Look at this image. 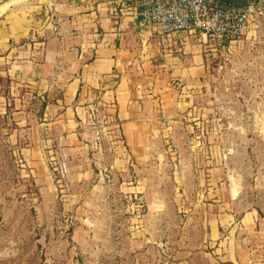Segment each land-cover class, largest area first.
Instances as JSON below:
<instances>
[{"label": "rangeland", "instance_id": "1", "mask_svg": "<svg viewBox=\"0 0 264 264\" xmlns=\"http://www.w3.org/2000/svg\"><path fill=\"white\" fill-rule=\"evenodd\" d=\"M251 5L148 165L97 116L73 179L47 103L0 72V264H264L242 219L264 203V0Z\"/></svg>", "mask_w": 264, "mask_h": 264}, {"label": "crops", "instance_id": "2", "mask_svg": "<svg viewBox=\"0 0 264 264\" xmlns=\"http://www.w3.org/2000/svg\"><path fill=\"white\" fill-rule=\"evenodd\" d=\"M146 1L0 0V72L47 103L43 116L73 179L88 174L78 169L87 164L80 157L94 118L112 123L124 147L148 165L156 137L172 134L171 119L206 83L208 37L175 33L162 51L141 27ZM260 212L264 203L243 210L245 231L264 234Z\"/></svg>", "mask_w": 264, "mask_h": 264}, {"label": "built area", "instance_id": "3", "mask_svg": "<svg viewBox=\"0 0 264 264\" xmlns=\"http://www.w3.org/2000/svg\"><path fill=\"white\" fill-rule=\"evenodd\" d=\"M253 6L227 5L223 0H149L142 2L141 27L156 38L162 51L175 33L199 31L211 47L226 50L237 42L251 20Z\"/></svg>", "mask_w": 264, "mask_h": 264}, {"label": "trees", "instance_id": "4", "mask_svg": "<svg viewBox=\"0 0 264 264\" xmlns=\"http://www.w3.org/2000/svg\"><path fill=\"white\" fill-rule=\"evenodd\" d=\"M225 4L227 5H235V6H241V5H249L252 4L254 2H257L259 0H223Z\"/></svg>", "mask_w": 264, "mask_h": 264}]
</instances>
